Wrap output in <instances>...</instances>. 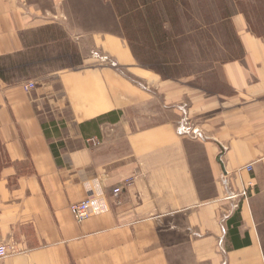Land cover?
<instances>
[{
  "label": "crops",
  "instance_id": "crops-1",
  "mask_svg": "<svg viewBox=\"0 0 264 264\" xmlns=\"http://www.w3.org/2000/svg\"><path fill=\"white\" fill-rule=\"evenodd\" d=\"M117 1L0 0V264H264V35L239 10L221 22L239 54L207 83L164 77ZM63 42L78 66L11 75ZM90 195L79 223L70 205Z\"/></svg>",
  "mask_w": 264,
  "mask_h": 264
},
{
  "label": "rangeland",
  "instance_id": "rangeland-1",
  "mask_svg": "<svg viewBox=\"0 0 264 264\" xmlns=\"http://www.w3.org/2000/svg\"><path fill=\"white\" fill-rule=\"evenodd\" d=\"M164 1L161 9H167ZM180 1L175 5L179 11L178 19H174L176 23L171 22L167 10L163 12V20L169 34H181L169 41L164 40V43L149 27L151 22L142 21L139 17H124V10L142 4L143 0H118L116 3L118 13L122 15L123 32L129 35V46L132 51L137 52L139 63L163 74L164 77L178 78L198 73L203 83H207L211 67L239 54L235 30L230 28L231 24L227 26L221 23H230L228 20L239 13V10H245L241 12L245 14L251 29L264 35V0H189L186 5ZM156 5L160 7V2ZM133 15L137 17V14ZM228 15L226 21L225 17ZM172 24L175 26L172 27ZM91 55L101 62L111 61L108 57L103 59L106 55L100 52H92ZM81 59L75 44L53 43L44 46L41 52L33 50L29 53L18 67L12 69L11 75L15 79L27 80L43 77L54 71L78 66L82 62ZM252 184L249 182L246 186V197L250 195Z\"/></svg>",
  "mask_w": 264,
  "mask_h": 264
},
{
  "label": "trees",
  "instance_id": "trees-1",
  "mask_svg": "<svg viewBox=\"0 0 264 264\" xmlns=\"http://www.w3.org/2000/svg\"><path fill=\"white\" fill-rule=\"evenodd\" d=\"M163 1L164 0H143L142 4L137 5V6H131V7L127 8L126 10H124L123 11V13L125 14L124 17H125V19H128V18L132 19L134 17L135 18L139 17L140 20H142V21L144 20L146 22L147 21L151 22L149 27L152 29L153 32H155L157 34L156 35L157 38L158 37L162 38V43H164V40L169 41V39L176 38L181 33L176 34V35L169 34L166 22L163 20L164 19L163 12H164V10L165 11L167 10L169 16L171 17V22L176 23L175 22L176 20L174 21V19H178L179 11L176 8L177 6H175V5H178L181 1L180 0H166V1H164V3L166 4L167 9L162 8L163 9L162 10L161 7H163ZM159 2H160V7L156 5V3H159ZM182 3L186 5L189 3V0H188V2L187 1L184 2V0H182ZM165 4H164V6H165ZM241 11L245 12L244 9H242ZM133 14H137V17H136V15L134 16ZM228 17H229V15L227 17H225L226 21L228 20ZM173 26H175V25L172 24V27ZM134 53L138 57L137 52L135 51Z\"/></svg>",
  "mask_w": 264,
  "mask_h": 264
},
{
  "label": "built area",
  "instance_id": "built-area-1",
  "mask_svg": "<svg viewBox=\"0 0 264 264\" xmlns=\"http://www.w3.org/2000/svg\"><path fill=\"white\" fill-rule=\"evenodd\" d=\"M107 58V57H103ZM37 85L34 81H28L25 85H24V90L26 92H30L34 89H36ZM181 131L182 133H188V130L186 129V127L183 125L181 126ZM195 134V133H194ZM197 134L200 135V133L198 132ZM201 137H203V135H200ZM246 169H248L249 171L252 170V165L249 164L246 166ZM253 186V184L251 185V187ZM120 192V188H116L114 189V193L118 194ZM248 193V187H245L240 194H242L243 196H247ZM93 196L90 195L88 198L82 200V201H77L74 202L70 205V210L72 212V214L74 215L75 219L77 222L82 223L83 221L89 219L91 217V215L93 214ZM14 252V249H12L10 246H8L5 243H0V261L6 257L9 256L10 253Z\"/></svg>",
  "mask_w": 264,
  "mask_h": 264
}]
</instances>
